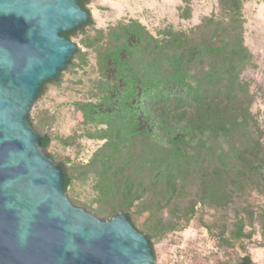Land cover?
<instances>
[{"label":"trees","instance_id":"obj_1","mask_svg":"<svg viewBox=\"0 0 264 264\" xmlns=\"http://www.w3.org/2000/svg\"><path fill=\"white\" fill-rule=\"evenodd\" d=\"M88 2L81 0L87 11ZM244 3L220 0L227 17H211L189 31L170 29L156 36L132 20L107 39L99 38V80L91 100L75 103L82 124L93 130L87 136L104 142L85 165L98 216L124 213L138 229L132 217L149 213L157 218L151 235L146 234L153 244L154 236L185 230L200 205L222 208L238 195L251 198L264 190V132L242 78L251 58L244 42ZM90 24L91 19L63 36L71 39ZM79 58L77 50L70 64ZM50 142L44 135L43 148ZM59 165L68 193L76 188L75 179L66 162ZM189 186H198L200 194L184 213H175L176 221L163 223L157 213ZM256 214L246 209L232 231L226 227L217 233L207 226L222 247L234 249L239 242L244 255L225 264H253L250 246L264 247V214ZM257 223L263 229L261 242L253 241Z\"/></svg>","mask_w":264,"mask_h":264},{"label":"water","instance_id":"obj_2","mask_svg":"<svg viewBox=\"0 0 264 264\" xmlns=\"http://www.w3.org/2000/svg\"><path fill=\"white\" fill-rule=\"evenodd\" d=\"M90 19L81 0H0V264L157 262L127 214L103 219L70 200L31 121L42 86L78 50L63 33Z\"/></svg>","mask_w":264,"mask_h":264},{"label":"rangeland","instance_id":"obj_3","mask_svg":"<svg viewBox=\"0 0 264 264\" xmlns=\"http://www.w3.org/2000/svg\"><path fill=\"white\" fill-rule=\"evenodd\" d=\"M86 7L91 11L92 24L71 38L78 47L80 58L74 60L58 80L42 90L31 111V121L40 133L51 138L50 155L58 163L66 162V167L75 179L76 188L68 192L70 200L97 215L95 212L99 205L85 165L104 142L87 136L93 130L82 124L80 112L75 106L77 102L91 100L94 83L99 80L97 41L101 37L107 39L113 29L132 20L140 22L158 36L170 29L189 31L206 19H223L227 14L221 11L220 0H189L188 4L183 0H91ZM241 13L244 19V42L251 54L242 78L254 97L252 112L258 119L260 131L264 132V0H245ZM186 16L189 18L185 19ZM199 194L198 186H189L170 207L162 206L157 216L162 217L165 224L176 221L175 213H184ZM246 209L264 214V190L251 198H247V194L238 195L231 204L222 208L198 206L195 218L185 230H176L161 238L154 236L156 264H225L236 255L243 256L239 242L235 243L234 249L222 247L207 226H213L217 233L226 227L232 231L238 216H245ZM132 218L138 230H142L145 235L150 234L157 222V218H149L147 212L140 218ZM262 230V225L257 223L254 242L263 241ZM249 253L253 264H264V247L251 245Z\"/></svg>","mask_w":264,"mask_h":264}]
</instances>
